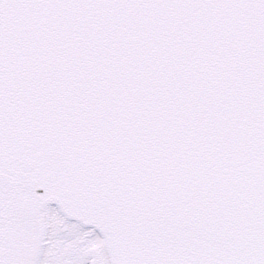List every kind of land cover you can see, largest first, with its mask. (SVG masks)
<instances>
[{"label":"snow or ice","instance_id":"obj_1","mask_svg":"<svg viewBox=\"0 0 264 264\" xmlns=\"http://www.w3.org/2000/svg\"><path fill=\"white\" fill-rule=\"evenodd\" d=\"M0 264H264V0H0Z\"/></svg>","mask_w":264,"mask_h":264}]
</instances>
